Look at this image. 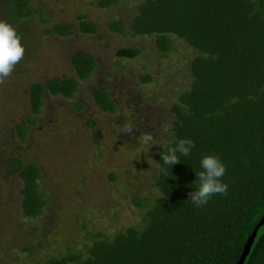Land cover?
Here are the masks:
<instances>
[{
	"label": "rangeland",
	"instance_id": "374dc122",
	"mask_svg": "<svg viewBox=\"0 0 264 264\" xmlns=\"http://www.w3.org/2000/svg\"><path fill=\"white\" fill-rule=\"evenodd\" d=\"M143 1L114 0L100 9L88 0H31L33 15L16 20L12 0H0V20L16 28L25 48L24 58L0 84V264H32L68 252L85 255L95 237L111 240L127 228L144 226L145 213L162 202L154 152L170 134V108L188 89L189 64L198 52L170 35L171 49L162 55L154 35L131 36L127 26ZM80 15L96 25L97 34L77 28L67 37L44 33L55 24H77ZM111 21L123 23L125 33L111 32ZM134 47L141 50L136 58L116 56ZM75 51L97 61L86 81L74 75L70 57ZM141 75H149L150 82L141 83ZM69 77L78 82L74 97L46 95L39 115L32 116L30 85ZM101 86L118 101L114 115L93 101ZM20 123L26 126L24 140L16 131ZM125 126L132 127L131 134ZM149 134L153 140L145 144ZM11 159L21 165L34 162L40 169L46 204L38 218L21 212V182L6 167Z\"/></svg>",
	"mask_w": 264,
	"mask_h": 264
},
{
	"label": "trees",
	"instance_id": "16d2710c",
	"mask_svg": "<svg viewBox=\"0 0 264 264\" xmlns=\"http://www.w3.org/2000/svg\"><path fill=\"white\" fill-rule=\"evenodd\" d=\"M88 1L100 9L115 3ZM33 13L31 0H12V18L23 20ZM127 27L131 36L154 35L162 55L171 49L170 35L198 52L189 64L188 89L170 108V134L154 152L155 187L163 200L145 213L144 226L127 228L111 240L95 237L85 255L68 252L32 264H236L264 215V0H144ZM76 28L97 34L96 25L84 15L77 17V24H55L44 33L67 37ZM108 28L117 34L126 31L118 21L109 22ZM140 53L139 48H122L116 56L133 59ZM70 63L80 81L97 68L96 59L83 51H75ZM140 82L149 83L150 76L141 75ZM77 90L73 77L31 84V115H39L46 95L72 99ZM93 101L104 113L118 112V101L106 86L94 90ZM27 121L35 123L31 117ZM87 124L94 127L95 121ZM16 131L24 140L26 126L20 123ZM180 139H191L195 146L165 175L157 167L163 166L160 153ZM205 155L219 157L226 166L222 180L229 187L227 195L216 194L197 208L188 193L196 190V172L202 171ZM6 167L21 182L22 214L38 218L46 204L38 165L11 159ZM247 264H264V232Z\"/></svg>",
	"mask_w": 264,
	"mask_h": 264
},
{
	"label": "clouds",
	"instance_id": "9594fccd",
	"mask_svg": "<svg viewBox=\"0 0 264 264\" xmlns=\"http://www.w3.org/2000/svg\"><path fill=\"white\" fill-rule=\"evenodd\" d=\"M25 48L21 43V37L11 24L0 20V84L8 79L16 65L24 58ZM125 133L131 134L132 127L125 126ZM167 131V129H165ZM153 140L152 135H146L143 142L148 144ZM194 142L191 139H180L175 146L160 153L163 166L157 165L159 170L167 175V169L180 163V156L190 155ZM179 153V155H178ZM202 171L196 172L198 182L196 190L188 193L194 207L200 208L208 203L216 194L227 195L228 184L222 178L226 173V166L215 155H205L200 161Z\"/></svg>",
	"mask_w": 264,
	"mask_h": 264
},
{
	"label": "water",
	"instance_id": "95a60500",
	"mask_svg": "<svg viewBox=\"0 0 264 264\" xmlns=\"http://www.w3.org/2000/svg\"><path fill=\"white\" fill-rule=\"evenodd\" d=\"M263 232H264V215L259 220V222L256 224V226L252 230L251 234L247 238L246 243L243 247L242 253L240 255V258L236 264H247L248 259L251 255L253 249L255 248V245H256L258 239H260Z\"/></svg>",
	"mask_w": 264,
	"mask_h": 264
}]
</instances>
